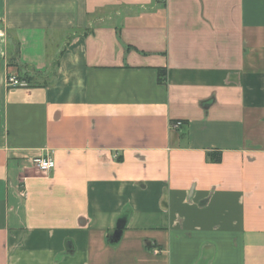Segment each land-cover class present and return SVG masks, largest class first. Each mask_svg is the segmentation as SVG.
I'll return each mask as SVG.
<instances>
[{
  "label": "crops",
  "instance_id": "1",
  "mask_svg": "<svg viewBox=\"0 0 264 264\" xmlns=\"http://www.w3.org/2000/svg\"><path fill=\"white\" fill-rule=\"evenodd\" d=\"M0 264H264V0H0Z\"/></svg>",
  "mask_w": 264,
  "mask_h": 264
},
{
  "label": "built area",
  "instance_id": "2",
  "mask_svg": "<svg viewBox=\"0 0 264 264\" xmlns=\"http://www.w3.org/2000/svg\"><path fill=\"white\" fill-rule=\"evenodd\" d=\"M7 84L10 88H20V87H28V83L25 81H21L16 74H11L8 77ZM183 126L182 121H177L172 125L173 129H180ZM35 166L37 169L43 173L48 174L52 170L55 169V161L52 157L47 156L43 158H37L34 161Z\"/></svg>",
  "mask_w": 264,
  "mask_h": 264
},
{
  "label": "trees",
  "instance_id": "3",
  "mask_svg": "<svg viewBox=\"0 0 264 264\" xmlns=\"http://www.w3.org/2000/svg\"><path fill=\"white\" fill-rule=\"evenodd\" d=\"M15 60L16 59H11L10 62H9V66L10 67L15 66V67H17V69L19 68V70H18V78L20 80H22V81H27L29 84H32L34 82V79L32 77H30L29 75H27V74H22L23 68L20 69V67L17 65V63H15L16 62ZM165 76L166 75H165L164 71H162V70L159 71V81L161 83H164ZM220 158H221L220 155L218 156L217 153H212L210 160L212 162H219Z\"/></svg>",
  "mask_w": 264,
  "mask_h": 264
},
{
  "label": "water",
  "instance_id": "4",
  "mask_svg": "<svg viewBox=\"0 0 264 264\" xmlns=\"http://www.w3.org/2000/svg\"><path fill=\"white\" fill-rule=\"evenodd\" d=\"M126 222H127L126 216H123L121 217V219H119L117 223L116 231L113 234V241L118 242L121 239L123 229L126 226Z\"/></svg>",
  "mask_w": 264,
  "mask_h": 264
}]
</instances>
